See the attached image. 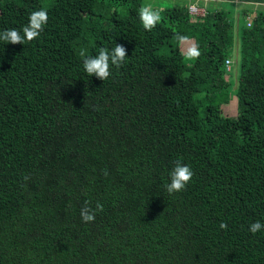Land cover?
<instances>
[{"label":"trees","instance_id":"obj_1","mask_svg":"<svg viewBox=\"0 0 264 264\" xmlns=\"http://www.w3.org/2000/svg\"><path fill=\"white\" fill-rule=\"evenodd\" d=\"M205 1L0 0V31L48 13L0 41V264H264V0ZM115 44L125 63L88 77L80 52ZM177 160L194 175L170 196Z\"/></svg>","mask_w":264,"mask_h":264},{"label":"clouds","instance_id":"obj_2","mask_svg":"<svg viewBox=\"0 0 264 264\" xmlns=\"http://www.w3.org/2000/svg\"><path fill=\"white\" fill-rule=\"evenodd\" d=\"M139 19L143 28L146 31H152L160 21V15L157 11L153 10L150 6H143L138 11ZM48 22V13L43 8L41 10L33 11L30 13L29 22L23 27L21 34L15 28L0 31V41L4 44H22L29 43L38 38L44 31V27ZM179 39H187L186 37H179ZM200 52L198 48L192 47L188 50L187 56L189 59L198 58ZM80 56L83 57V69L88 77L95 76L96 78L106 81L111 75V68H120L126 61L127 50L121 44H115L111 50L101 47L98 54L90 56L86 51H81ZM170 183L166 184V191L171 196L175 193L185 190L188 183L192 180L194 175L191 168L184 165L177 160L174 168L170 172ZM25 180L29 177L25 176ZM91 201L85 200L84 205L81 207L80 215L82 222H93L95 215L98 211H103V205L99 202L96 203L95 209L91 206ZM221 229H226L227 224L221 222ZM249 232L256 234L264 230V223L255 221L249 225Z\"/></svg>","mask_w":264,"mask_h":264},{"label":"rangeland","instance_id":"obj_3","mask_svg":"<svg viewBox=\"0 0 264 264\" xmlns=\"http://www.w3.org/2000/svg\"><path fill=\"white\" fill-rule=\"evenodd\" d=\"M157 1V3H159V7H158V9H162V8H164V7H168V6H172L174 3H179V4H184L185 2H186V0H156ZM209 1H220L221 2V0H206L205 2H206V6H207V8L208 9H210V10H213V9H215L217 6L216 5H214L216 2H209ZM143 3H144V1H143ZM110 4L112 5V6H114V3H112V2H110ZM186 4V3H185ZM152 5H154L153 3L152 4H150V5H148V6H152ZM155 6V5H154ZM115 7V6H114ZM121 7L124 9V7H123V5L121 4ZM190 11H192V7H190ZM201 11V9L200 8H197L196 9V12L197 13H199ZM180 47H181V49H182V51L184 52V54H185V58H186V60H188L189 58H188V56H187V53H188V50L190 49V48H192V47H194V45H193V40L192 39H183V40H181L180 41ZM230 54H231V58H229V60L231 61V64H235V62H236V60L238 59V57H239V50H238V43H235V46H234V48H233V50H231V52H230ZM233 67H235V65H233ZM236 67H237V64H236ZM230 68L232 69V67L230 66Z\"/></svg>","mask_w":264,"mask_h":264},{"label":"built area","instance_id":"obj_4","mask_svg":"<svg viewBox=\"0 0 264 264\" xmlns=\"http://www.w3.org/2000/svg\"><path fill=\"white\" fill-rule=\"evenodd\" d=\"M262 5H264V3ZM190 7H192V11H190L192 14L203 15V9H201V8H200L201 11L199 13L196 12L197 6H195V4L191 5ZM190 7H189V10H190ZM226 62H228V61H226Z\"/></svg>","mask_w":264,"mask_h":264},{"label":"crops","instance_id":"obj_5","mask_svg":"<svg viewBox=\"0 0 264 264\" xmlns=\"http://www.w3.org/2000/svg\"><path fill=\"white\" fill-rule=\"evenodd\" d=\"M253 4H255V5H262L263 3H264V1H253L252 2Z\"/></svg>","mask_w":264,"mask_h":264}]
</instances>
